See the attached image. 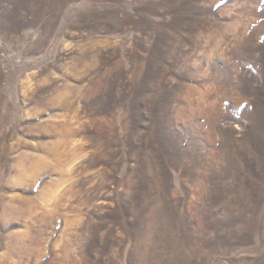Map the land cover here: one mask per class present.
I'll return each mask as SVG.
<instances>
[{
    "label": "rangeland",
    "instance_id": "374dc122",
    "mask_svg": "<svg viewBox=\"0 0 264 264\" xmlns=\"http://www.w3.org/2000/svg\"><path fill=\"white\" fill-rule=\"evenodd\" d=\"M0 264H264V0H0Z\"/></svg>",
    "mask_w": 264,
    "mask_h": 264
}]
</instances>
